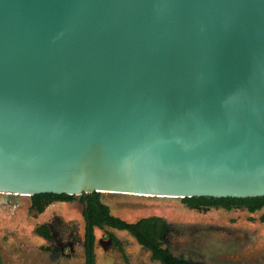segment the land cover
<instances>
[{"label": "water", "instance_id": "water-1", "mask_svg": "<svg viewBox=\"0 0 264 264\" xmlns=\"http://www.w3.org/2000/svg\"><path fill=\"white\" fill-rule=\"evenodd\" d=\"M264 197V0H0V194Z\"/></svg>", "mask_w": 264, "mask_h": 264}, {"label": "rangeland", "instance_id": "rangeland-1", "mask_svg": "<svg viewBox=\"0 0 264 264\" xmlns=\"http://www.w3.org/2000/svg\"><path fill=\"white\" fill-rule=\"evenodd\" d=\"M99 199L108 207L112 216L128 223L150 216L160 217L165 222L176 225L209 221L225 223L227 219L232 218L236 224L245 225L249 233L255 231L257 244L264 245V225L257 224L258 216L263 214L264 210L250 216L240 212L223 214L214 210L199 213L185 209L178 198L101 194ZM29 203L28 197L0 194V264H83V252L79 243L74 245L69 258H52L45 252L46 245L33 234L38 225L49 223L53 219L64 223H77L81 232L82 207L77 197L70 203L53 202L38 215L27 211ZM104 229L123 243L122 251H103L96 244L102 232L93 230L94 264H156L124 231L107 227Z\"/></svg>", "mask_w": 264, "mask_h": 264}, {"label": "flooded vegetation", "instance_id": "flooded-vegetation-1", "mask_svg": "<svg viewBox=\"0 0 264 264\" xmlns=\"http://www.w3.org/2000/svg\"><path fill=\"white\" fill-rule=\"evenodd\" d=\"M184 208L199 213L214 210L223 214L240 212L249 216L264 210V206L254 213H248L245 209L238 207L224 208L212 205L205 210L191 209L185 205ZM257 224L264 225V212L258 216ZM41 226L45 228L46 235L36 232ZM79 229L77 223H64L59 219H53L49 223L38 225L33 234L46 245L45 252L50 257L69 258L75 244L79 243L83 252L84 222L81 232ZM94 230L102 232L96 244L103 251L116 250L119 253L122 251L123 243L113 234L104 228ZM130 239L150 259V252L137 244L132 237ZM160 242L162 249H165L177 261H182L185 264H264V245L257 244L256 232L249 233L245 225L236 224L232 218L227 219L225 223L209 221L176 225L166 222ZM94 244L95 241L93 240V250ZM259 246L261 247L259 248ZM152 262L158 264L156 261Z\"/></svg>", "mask_w": 264, "mask_h": 264}, {"label": "trees", "instance_id": "trees-1", "mask_svg": "<svg viewBox=\"0 0 264 264\" xmlns=\"http://www.w3.org/2000/svg\"><path fill=\"white\" fill-rule=\"evenodd\" d=\"M100 193L81 194L79 196L42 194L29 196L30 201L27 211L38 215L53 202H72L76 197L81 205V217L84 222L83 254L84 264H94L93 254V230L111 228L116 231H124L132 237L137 244L150 252V259L158 264H185L174 259L165 249L160 246V239L166 222L160 217L150 216L140 218L135 222H124L109 213L106 205L100 202ZM182 203L191 209L205 210L210 205L214 207H238L248 213H254L264 206V197L249 199H212V198H183ZM37 233L46 235L45 228L41 226Z\"/></svg>", "mask_w": 264, "mask_h": 264}]
</instances>
